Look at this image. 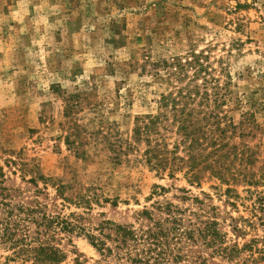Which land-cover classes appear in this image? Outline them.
<instances>
[{
    "label": "rangeland",
    "instance_id": "374dc122",
    "mask_svg": "<svg viewBox=\"0 0 264 264\" xmlns=\"http://www.w3.org/2000/svg\"><path fill=\"white\" fill-rule=\"evenodd\" d=\"M192 53L206 67L190 105L198 120L214 112L200 125L218 143L199 138L189 151L175 147L183 137L161 105L170 86L154 64ZM205 89L218 94L209 105ZM150 115L161 120L145 133ZM157 144L162 158L198 159L207 144L205 153L219 147L215 155L228 157L199 164L191 182L188 161L174 173L153 167ZM263 177L264 0H0V264L36 263L20 247H57L59 264H131L86 237L99 236L105 220L151 230L153 244L136 249L164 252L153 264H264L254 194L264 192ZM169 205L175 216L164 214ZM208 220L219 222L215 243L197 230ZM175 225L158 246L161 229ZM236 243L240 253L222 252Z\"/></svg>",
    "mask_w": 264,
    "mask_h": 264
},
{
    "label": "trees",
    "instance_id": "16d2710c",
    "mask_svg": "<svg viewBox=\"0 0 264 264\" xmlns=\"http://www.w3.org/2000/svg\"><path fill=\"white\" fill-rule=\"evenodd\" d=\"M157 77H164L169 82L170 88L165 89L166 91L162 92L160 94V101L163 109L166 111L169 109L171 115H172V122H174L173 125H176L177 130H175L176 135H180L183 137V139H180L177 145L175 146L177 149L179 148L180 144L183 143L185 148L190 150H195L198 146H202L201 143H198L199 138H203L205 141L208 139H212L211 146L215 147V145L218 143L217 137H206L207 126L206 125H200L201 121L215 118V114L213 111H206L204 118H201V120H198L197 115L199 113H195V107L191 106L190 104H194L196 101V97L199 96L201 92V85L196 83L199 76L205 71V64L202 61V58L200 55L196 53H192L191 57H188L186 59H183L181 56L173 57L172 60H159L154 64ZM193 69L194 73L192 76L189 75V70ZM188 79V82L185 86H179L176 85V83H181L184 79ZM194 83V85H192ZM206 91L202 93L201 98L206 102V104H210L212 101V95L216 96L215 100L218 98V94H211L209 93L208 89H205ZM209 107V106H208ZM161 116H163L164 119L168 121L169 114L168 113H162ZM160 115L155 116H147L146 121L144 122V126L142 128V131L145 133L151 132V126L156 125L157 123H160ZM171 122V124H172ZM205 126V127H204ZM139 133H142L140 129L137 130ZM200 135H204L203 137H200ZM216 138V139H214ZM208 147V144L204 146L203 151L201 152L199 158L197 159V155L192 153L188 159H184L183 157H179L174 155L171 159L168 158H162L159 155V148L160 145L157 144L156 147H152L148 150L149 155V161L152 162V165L157 171L159 172H165L167 169L170 171V173H174V171L177 168H182L184 164L190 163L189 167L190 169L189 174L192 178L191 182L196 181L200 174L198 172V165L203 164L204 162L209 161L211 156L214 158L216 157H225L227 158L228 155L220 153L218 156L215 155L219 151V147H216L213 151H209L208 153H205L206 148ZM174 151V150H173ZM173 151H170L173 152ZM213 160V159H211ZM188 161V162H187ZM220 167H217L214 165L212 172L214 174H217L222 178V180L225 179V176L228 174L224 171H222ZM226 174V175H225ZM232 178H236L237 173H230ZM264 178V177H263ZM160 186H156L158 188ZM161 190L163 191V187ZM230 192V190H228ZM251 194H253V191H250ZM256 195V205L258 207H255V216H258L256 212L264 213V192L255 191L254 193ZM231 195V194H230ZM235 196L238 197L237 194ZM196 200H200L198 197H196ZM164 214L175 216L179 210L172 207V205H169L167 209L163 210ZM142 215L148 217L149 211L144 210ZM264 215H261L260 218ZM264 222V221H263ZM174 223H177V220H174ZM219 222L217 220H208L204 223L203 227H198L197 230L202 235V238H207L209 240H212L213 243L217 242L218 237H220V230L218 228ZM5 230L8 229V222L6 226L4 227ZM100 235H96L95 233H85L86 237L88 238L89 242L92 246H94L100 254L103 256H109L114 255L116 256V259L123 258V256L127 257L128 261H131V264H153L151 260L154 261L162 260L164 257H162V254L164 252L160 251L157 254V257H154L152 254H148L149 252L146 251H139L136 249V245H139L141 242L146 244H153L151 241H149L150 236L153 234L151 230H148L146 232L138 233L135 229H133L131 226L118 224L116 222L105 220L99 227ZM105 230L106 233H105ZM177 227L172 226L170 228L161 229L160 233L162 234V237H158V246L163 247L165 245V242L163 241V237L167 236V233L165 232H177ZM233 230L237 231L238 233H242V228L238 225L233 226ZM189 231H193L192 227H188L185 233H188ZM151 232L152 234H150ZM158 236V234L156 235ZM111 240L115 242L116 244L114 247L108 245V241ZM20 240H17V243ZM222 242V241H219ZM15 245V243H13ZM222 246V245H220ZM219 246V247H220ZM239 245L236 243L233 246H225L222 248V252L229 251L230 255L238 254L241 252V248L238 247ZM33 250L35 253V262L33 264H42L38 263L37 260L39 258H47L51 262V264H59L61 261L64 260V256L62 251L55 247L51 249L46 248H28V247H20L19 252ZM43 255V256H42ZM76 264H85L77 262Z\"/></svg>",
    "mask_w": 264,
    "mask_h": 264
}]
</instances>
